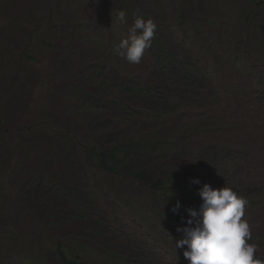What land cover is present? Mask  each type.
I'll list each match as a JSON object with an SVG mask.
<instances>
[{"label":"rangeland","instance_id":"rangeland-1","mask_svg":"<svg viewBox=\"0 0 264 264\" xmlns=\"http://www.w3.org/2000/svg\"><path fill=\"white\" fill-rule=\"evenodd\" d=\"M134 14L157 24L139 64L115 52ZM119 145L147 178L89 150ZM194 179L248 199L264 256V0H0V264H64L57 241L87 264H189L170 199Z\"/></svg>","mask_w":264,"mask_h":264},{"label":"clouds","instance_id":"clouds-1","mask_svg":"<svg viewBox=\"0 0 264 264\" xmlns=\"http://www.w3.org/2000/svg\"><path fill=\"white\" fill-rule=\"evenodd\" d=\"M117 20L127 25L124 10L119 11ZM157 24L153 18L134 14L129 36L115 47V52L131 64H139L146 50L152 46ZM200 184L199 179L191 181ZM202 204L198 209L188 208L186 226L177 228L184 238L178 240L176 248H183L189 264H264L259 247L251 243L252 231L246 218L249 201L230 187L214 189L203 184L198 190ZM179 201L171 211L179 213ZM182 219H184L182 217Z\"/></svg>","mask_w":264,"mask_h":264},{"label":"trees","instance_id":"trees-1","mask_svg":"<svg viewBox=\"0 0 264 264\" xmlns=\"http://www.w3.org/2000/svg\"><path fill=\"white\" fill-rule=\"evenodd\" d=\"M260 4H263L262 1H258ZM174 61H179L177 57L172 58L171 55H162L159 58V65L161 70L164 73H171L168 69L169 63H173L177 66L181 64L182 73L179 74V77L182 79L189 78V72L184 70L183 63H174ZM156 99L160 100V97L156 95ZM90 153L92 158L98 163L99 167L111 174L121 175L124 173H131L136 174L138 177L147 178L148 174L146 170H133L127 164V157L125 155L124 146H116L111 148H99L97 146L89 147ZM202 184H194L192 183L187 188V197L182 195L174 194L173 197L170 199L172 206L176 204L177 201L181 203V208L179 213L177 214L183 221L186 223V219L188 217L187 209L194 208L195 204L199 203L202 204V200L198 194L199 188H201ZM56 250L60 259L63 261L64 264H87L84 262L82 255L80 253H71L66 246L61 241L56 242Z\"/></svg>","mask_w":264,"mask_h":264}]
</instances>
